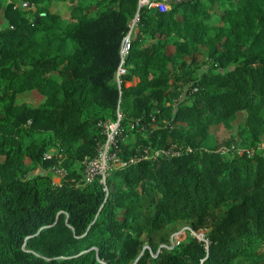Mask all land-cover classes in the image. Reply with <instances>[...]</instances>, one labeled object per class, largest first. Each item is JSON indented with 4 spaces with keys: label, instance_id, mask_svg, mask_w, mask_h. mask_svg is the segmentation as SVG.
<instances>
[{
    "label": "trees",
    "instance_id": "1",
    "mask_svg": "<svg viewBox=\"0 0 264 264\" xmlns=\"http://www.w3.org/2000/svg\"><path fill=\"white\" fill-rule=\"evenodd\" d=\"M169 3L119 82L138 0H0V264H264V0ZM119 110L106 192L86 163ZM184 226L207 242L168 251Z\"/></svg>",
    "mask_w": 264,
    "mask_h": 264
},
{
    "label": "built area",
    "instance_id": "2",
    "mask_svg": "<svg viewBox=\"0 0 264 264\" xmlns=\"http://www.w3.org/2000/svg\"><path fill=\"white\" fill-rule=\"evenodd\" d=\"M169 0H138V11L135 18L132 20L129 26V31L125 35L122 47L120 51L121 62L117 70V79L120 82V77L126 74L127 69V59L131 51L132 40L136 35L137 25L139 23L140 12L145 8H158L161 11H166L168 9ZM122 119V114L119 110L118 119L114 122L105 124V134L106 140L100 149L98 157L92 161L86 163L85 170V183H92L95 178H99L100 183L104 187V191L108 192L107 180L110 174L117 168L124 166V163L120 162L117 155L112 152L116 145V138L120 128V121ZM46 158H51V153L46 155ZM133 162V161H131ZM66 175V171L62 168L57 169L54 173V182L56 184H61L63 178ZM202 239L198 240L207 242L204 234H202Z\"/></svg>",
    "mask_w": 264,
    "mask_h": 264
},
{
    "label": "rangeland",
    "instance_id": "3",
    "mask_svg": "<svg viewBox=\"0 0 264 264\" xmlns=\"http://www.w3.org/2000/svg\"><path fill=\"white\" fill-rule=\"evenodd\" d=\"M22 3V0H16V4L20 5ZM25 6L27 4H24ZM62 9V8H61ZM0 23L3 24V18L0 16ZM172 50V48H171ZM170 50V53L172 51ZM42 97L37 91H33L30 93H26L20 96V100H23L25 102L30 103L31 105H38L39 102L41 101ZM237 119L233 124V129L227 131L224 127L222 126H216L211 129V135L213 136L212 142L216 143V138L218 141L223 142L227 140L228 138L235 136L237 129L245 122L246 119V113L245 112H239L237 114ZM189 236L193 237H198L199 239H202V234H198L193 232L188 226H184L181 230L175 233V235L172 237V244L169 247H165L168 251L172 250L173 247L178 243L181 242L182 240L186 239Z\"/></svg>",
    "mask_w": 264,
    "mask_h": 264
},
{
    "label": "water",
    "instance_id": "4",
    "mask_svg": "<svg viewBox=\"0 0 264 264\" xmlns=\"http://www.w3.org/2000/svg\"><path fill=\"white\" fill-rule=\"evenodd\" d=\"M183 2H188V0H176V1H173V2H170L169 5H173V4H181ZM28 5V4H27Z\"/></svg>",
    "mask_w": 264,
    "mask_h": 264
}]
</instances>
